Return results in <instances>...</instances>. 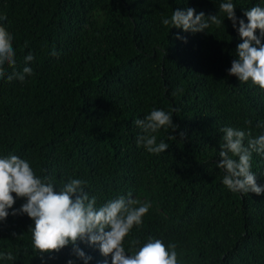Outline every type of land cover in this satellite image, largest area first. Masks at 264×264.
<instances>
[{
    "label": "trees",
    "instance_id": "trees-1",
    "mask_svg": "<svg viewBox=\"0 0 264 264\" xmlns=\"http://www.w3.org/2000/svg\"><path fill=\"white\" fill-rule=\"evenodd\" d=\"M222 2L0 0V26L16 53L15 67L3 69H33L23 82L0 78V158L25 159L56 190L83 180L97 207L121 196L150 203L124 240L128 255L156 238L176 245L178 264H264V194L231 192L217 167L221 128L264 134L257 126L264 123V89L228 74L243 42L231 20L199 33L162 24L177 8L216 15ZM232 2L246 23V10L264 6ZM29 53L34 60L26 63ZM174 108L179 127L155 134L157 143H169L166 152L138 146L142 132L133 121ZM251 164L264 186V154L253 153ZM24 203L16 198L0 221V252L14 257L0 264H86L71 244L35 250L34 221L11 215ZM77 244L92 257L87 264H112L98 245Z\"/></svg>",
    "mask_w": 264,
    "mask_h": 264
},
{
    "label": "clouds",
    "instance_id": "clouds-1",
    "mask_svg": "<svg viewBox=\"0 0 264 264\" xmlns=\"http://www.w3.org/2000/svg\"><path fill=\"white\" fill-rule=\"evenodd\" d=\"M235 9L232 0H224L219 4V13L210 16H206L204 12L197 14L192 7L184 11L177 8L170 19L162 20V24H171L185 32L199 33L210 30L213 25L217 28L225 25V18L231 20L243 42L237 46L238 58L232 61L228 74L238 77L240 82L251 80L264 89V6L255 5L246 10L244 15L247 23L236 16ZM176 38L187 42L185 37L177 35ZM15 55L13 37L5 27L0 26V78L7 75L9 81L18 79L23 82L26 76L32 75L31 67L26 66L22 72L13 71L11 74H6L3 69L5 63L15 67ZM33 60L31 53L25 57L26 63ZM178 111L175 108L168 112L153 109L143 119L134 120L133 124L142 132L137 139L138 146H144L152 154L166 152L170 147L169 143L164 140L157 143L155 134L162 128L175 131L179 126L173 123V114ZM257 126L264 127V123ZM220 132L223 133L219 151L221 160L217 167L225 171L223 184L233 193L264 194V186L257 183L251 164L253 153L264 154V134L252 138L250 130L246 132L233 127L221 128ZM184 135L183 132L180 133L181 137ZM173 138L176 137H170ZM84 184L83 180L71 179L60 190H56L49 178L36 174L30 162L17 155L2 157L0 221H5L9 216L8 210L13 208L16 198H26V203L13 210L11 215L27 214L34 221V226L29 230L32 233L33 248L41 254L59 252L71 244L74 253L87 264L92 257L87 256L77 244L78 241H85L90 245H98L105 257L111 255L112 264H178L176 245H165L156 238H149L131 255L126 253L124 240L134 226L142 223V218L151 208L150 203L121 196L97 207L96 198L84 191ZM0 259L11 261L14 257L11 252H0ZM68 264L73 262L69 260Z\"/></svg>",
    "mask_w": 264,
    "mask_h": 264
}]
</instances>
